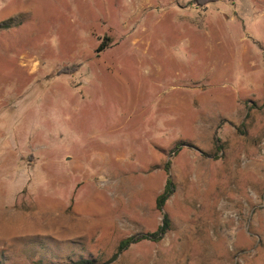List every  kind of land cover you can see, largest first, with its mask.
<instances>
[{
	"label": "rangeland",
	"instance_id": "obj_1",
	"mask_svg": "<svg viewBox=\"0 0 264 264\" xmlns=\"http://www.w3.org/2000/svg\"><path fill=\"white\" fill-rule=\"evenodd\" d=\"M14 224L0 264H264V0H0Z\"/></svg>",
	"mask_w": 264,
	"mask_h": 264
},
{
	"label": "trees",
	"instance_id": "obj_2",
	"mask_svg": "<svg viewBox=\"0 0 264 264\" xmlns=\"http://www.w3.org/2000/svg\"><path fill=\"white\" fill-rule=\"evenodd\" d=\"M209 1H214V0H193V2L196 4L205 3ZM217 142H218V138L215 136L214 137L215 151H218L221 148V146L217 144ZM179 145H180L179 143H176V145L174 146V152L176 149H178ZM169 163L170 161L169 159H167L163 164L164 181L160 192L154 198V208L156 210H159L163 206L166 199L172 194L174 190V184L168 173ZM169 227H170L169 218L165 214H163L160 223L156 226L154 230L135 234V235H129L125 238L120 239L116 246V252H119L120 250L126 248L131 243H135L143 239L150 241H158L169 229ZM74 264H94V261L89 259L76 260L74 261Z\"/></svg>",
	"mask_w": 264,
	"mask_h": 264
},
{
	"label": "crops",
	"instance_id": "obj_3",
	"mask_svg": "<svg viewBox=\"0 0 264 264\" xmlns=\"http://www.w3.org/2000/svg\"><path fill=\"white\" fill-rule=\"evenodd\" d=\"M16 220V223H18L19 222V220H18V217L15 219ZM25 220H27L26 218H25V216H22V221L20 220V222L22 223V225L25 227L26 226V221ZM15 223V224H16ZM24 223V224H23ZM14 224V226H12V227H10L9 229L8 228H6V227H3L4 229H2V230H0V241L1 240H3L4 238H5V236H3L2 235V233L3 234H5V235H11V234H13V233H18L17 231V225H15ZM25 232H27L26 230H24V231H22V233H25ZM28 233V232H27ZM15 236H18V235H15Z\"/></svg>",
	"mask_w": 264,
	"mask_h": 264
}]
</instances>
